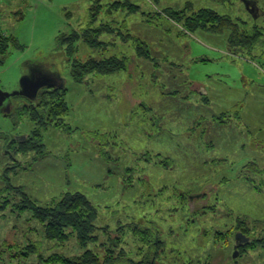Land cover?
<instances>
[{
  "label": "rangeland",
  "instance_id": "rangeland-1",
  "mask_svg": "<svg viewBox=\"0 0 264 264\" xmlns=\"http://www.w3.org/2000/svg\"><path fill=\"white\" fill-rule=\"evenodd\" d=\"M135 1L138 15L103 7L95 21L92 0H0V89L20 90L28 77H59L67 89L66 112L56 117L46 95L39 124L23 106L0 107V264L82 254L75 235L49 240L17 207L22 192L42 206L77 191L97 207L86 249L101 261H139L161 237L162 264H264V35L235 52L225 34L190 33L164 11L192 1L264 32V0ZM103 25L121 34L90 46L84 34ZM72 30L80 39L70 51L62 43ZM137 39L151 58L136 54ZM113 57L129 58L128 69L72 75L76 63ZM27 134L38 148L18 152L10 140ZM239 228L253 245L238 246L250 241Z\"/></svg>",
  "mask_w": 264,
  "mask_h": 264
},
{
  "label": "trees",
  "instance_id": "trees-1",
  "mask_svg": "<svg viewBox=\"0 0 264 264\" xmlns=\"http://www.w3.org/2000/svg\"><path fill=\"white\" fill-rule=\"evenodd\" d=\"M93 1L97 5L94 6V4L91 3L93 8L91 9V12L95 21H97L96 18L98 15L102 13L101 10L103 7H106V9L111 12L114 10H119L121 12L122 9H124L126 10L124 16H127L128 13L136 16L140 11V4H138L135 0H110V3L107 5L104 4L106 0H92V2ZM212 1L217 4L225 5V3L230 0ZM185 3L186 4L182 9H172L171 7L165 8L164 11L168 18L181 23L190 33L204 31L208 33L225 34L228 46L235 52L241 50L252 51L264 35V32L260 27L256 25L249 29L246 22L240 18H233L229 14L221 13L215 8L204 5H201L197 8V10H194V2L186 1ZM157 14L161 16L160 13H156L155 15ZM122 24L126 25L124 22ZM93 29L92 31L95 32L93 38L88 34V32L84 34V38L90 46L94 47L104 45L103 42L98 39L101 33H119L118 30H116L115 27H111V25H103L98 28L96 27L94 30ZM61 35L62 33L59 34V37H61ZM66 36V40L63 41L62 44H68L69 48H71L70 51H72L74 43L80 39L79 33L76 30H72V32L68 33ZM136 42V54L146 58H151L147 43L141 39H137ZM128 62L129 58L127 57L124 59L113 57L98 61L95 59H89L85 63H76L74 65L75 69L73 70L72 75L79 80L84 74L95 73L99 76L115 74L118 71L127 70L129 65ZM47 88L51 91L46 92L47 89L42 90L37 101H30L28 104L17 105L15 109L18 111L19 107L23 106L24 110H26L30 115V118L39 124V121H41L40 107H42L44 101L45 103H48L44 97L47 95L50 99H48V101L51 102L50 109L53 110V113L54 110H56V114L54 115L56 117L60 115L57 111L61 114L65 113L67 106L63 97L67 89H61L60 87ZM35 134L39 135L38 132H35ZM10 141L13 143V146L18 145V152L26 153L30 149L38 148L36 144H30L33 141L32 134H27L21 137L18 141L13 138ZM17 207L21 212L27 210L32 212L33 217L44 225L45 236L47 239L57 242H65L71 235H75L78 244L85 248V251L82 254L74 256L68 257L54 255L50 258L51 262L58 264H121L123 262V259L113 257H107L105 261H101L92 250L86 249L88 243L96 240L95 230H97L98 227L95 225V221L98 216V210L85 194L78 191L65 192L61 196L53 199L51 203L41 206L37 203V201L22 192V201L17 204ZM240 229H242L243 235L250 238V241L239 247L253 245L255 240L253 239L251 232L249 231L248 233V231L244 230V228H239L238 230ZM143 233L145 235L144 238L147 239L148 231H144ZM150 247L151 253L146 254L139 261L130 259V264H162L160 256L165 250V241L161 237H156Z\"/></svg>",
  "mask_w": 264,
  "mask_h": 264
},
{
  "label": "water",
  "instance_id": "water-1",
  "mask_svg": "<svg viewBox=\"0 0 264 264\" xmlns=\"http://www.w3.org/2000/svg\"><path fill=\"white\" fill-rule=\"evenodd\" d=\"M252 2V1H251ZM253 3V2H252ZM254 4V3H253ZM256 4V3H255ZM254 6L256 7V5ZM57 81H50L48 84L43 83L44 81H40L41 79H34L32 77L25 78L22 89L14 91V92H6L0 89V107L5 108V115L12 113L13 109L17 106V104L14 105L13 102H11L12 97H27L30 100H38V93L41 87H60L63 88L62 82H60V78L56 77ZM6 105L8 107L6 108ZM241 243L238 246L244 245L247 242H245L246 238L241 239Z\"/></svg>",
  "mask_w": 264,
  "mask_h": 264
},
{
  "label": "flooded vegetation",
  "instance_id": "flooded-vegetation-1",
  "mask_svg": "<svg viewBox=\"0 0 264 264\" xmlns=\"http://www.w3.org/2000/svg\"><path fill=\"white\" fill-rule=\"evenodd\" d=\"M252 2L255 4V1H254V0H252ZM253 3H252V4H253ZM255 5H256V4H255ZM250 6H251V5H250Z\"/></svg>",
  "mask_w": 264,
  "mask_h": 264
}]
</instances>
